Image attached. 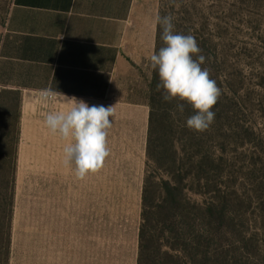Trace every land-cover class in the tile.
Listing matches in <instances>:
<instances>
[{
  "label": "rangeland",
  "instance_id": "obj_1",
  "mask_svg": "<svg viewBox=\"0 0 264 264\" xmlns=\"http://www.w3.org/2000/svg\"><path fill=\"white\" fill-rule=\"evenodd\" d=\"M12 3L0 0V41ZM158 3L159 14L173 17L174 31L205 43L207 68L214 73L210 78L222 91L211 109L214 122L206 131L181 130L195 110L174 115L179 146L192 133L194 139L187 141L192 153L199 158L213 155L219 164L216 180L221 210L229 218L224 236L228 254L249 258V264H264V0ZM152 75L150 64L137 67L123 85L127 99L148 103ZM15 97L3 93L0 108V198L9 169L4 153L12 146L6 142L11 134L6 124L8 120L13 124ZM50 101L70 103L60 98ZM115 125L118 128L119 122ZM119 131L114 129L117 137L103 168L83 180L73 169L64 185H46L40 175H22L17 167L11 221V251L16 255L9 264L137 263L146 149L140 151L138 145V151L128 152L130 146L119 144ZM211 198V194L192 195L195 201ZM29 242H50L51 248L39 251L53 254L27 259Z\"/></svg>",
  "mask_w": 264,
  "mask_h": 264
},
{
  "label": "crops",
  "instance_id": "obj_2",
  "mask_svg": "<svg viewBox=\"0 0 264 264\" xmlns=\"http://www.w3.org/2000/svg\"><path fill=\"white\" fill-rule=\"evenodd\" d=\"M157 16L158 0H13L0 41V90L20 94L17 167L22 175L64 185L72 174L73 167L64 164L68 141L44 122L47 113L66 112L71 104L42 99L41 90L49 87L90 107L113 106L110 151L114 129L120 130L119 144L131 147L128 152L138 151V145L146 149L148 103L127 99L123 85L137 67L150 64ZM28 245L27 259L53 254L39 251L51 248L50 242Z\"/></svg>",
  "mask_w": 264,
  "mask_h": 264
},
{
  "label": "trees",
  "instance_id": "obj_3",
  "mask_svg": "<svg viewBox=\"0 0 264 264\" xmlns=\"http://www.w3.org/2000/svg\"><path fill=\"white\" fill-rule=\"evenodd\" d=\"M160 17H164L160 11ZM162 27L157 24L155 51L165 47ZM175 33H180L178 30ZM188 35L185 33H180ZM205 56L202 67L207 68L210 59L205 43L198 44ZM210 70V77L213 72ZM158 71L153 70L149 85V125L146 144V161L141 194V215L138 231V255L136 264H249L243 256H230L224 246L225 224L229 219L219 204L220 185L216 180L219 164L213 155L198 157L187 141L180 147L176 138L179 126L174 115L179 113L177 99L164 101L163 89L157 91ZM0 92V108L4 106ZM16 96L17 111L13 124L7 121V143L11 150L4 153L9 169L3 179L0 198V264H9L11 254V221L15 199V181L20 139V94ZM179 101V100H178ZM175 103V104H174ZM184 112H192L186 101ZM194 110V109H193ZM181 130H190L186 123ZM11 135V136H10ZM11 137V141H10ZM13 138V142H12ZM9 160V162H8ZM211 194L210 202L195 201L192 195Z\"/></svg>",
  "mask_w": 264,
  "mask_h": 264
},
{
  "label": "clouds",
  "instance_id": "obj_4",
  "mask_svg": "<svg viewBox=\"0 0 264 264\" xmlns=\"http://www.w3.org/2000/svg\"><path fill=\"white\" fill-rule=\"evenodd\" d=\"M157 23L162 27V40L165 47L153 51L148 57L150 66L158 71L157 91L163 89L164 101H186L195 110L188 117L186 126L196 132L206 131L215 119L211 109L218 102L222 91L217 82L210 78V70L202 67L205 56L193 35L174 32L173 17L157 16ZM42 99L52 100L61 93L49 88L41 90ZM63 98L71 103L65 112H49L45 117L46 127L61 139L68 141L63 147L64 164L74 169L77 179L97 173L104 166L110 155L107 145L108 132L112 127L113 106L92 105L75 97ZM182 113L184 105L177 104Z\"/></svg>",
  "mask_w": 264,
  "mask_h": 264
},
{
  "label": "built area",
  "instance_id": "obj_5",
  "mask_svg": "<svg viewBox=\"0 0 264 264\" xmlns=\"http://www.w3.org/2000/svg\"><path fill=\"white\" fill-rule=\"evenodd\" d=\"M53 100V99H52Z\"/></svg>",
  "mask_w": 264,
  "mask_h": 264
}]
</instances>
